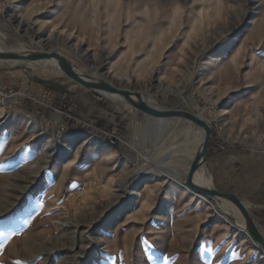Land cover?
Listing matches in <instances>:
<instances>
[{
  "label": "rangeland",
  "instance_id": "1",
  "mask_svg": "<svg viewBox=\"0 0 264 264\" xmlns=\"http://www.w3.org/2000/svg\"><path fill=\"white\" fill-rule=\"evenodd\" d=\"M0 47L57 52L202 119L212 132L197 171L219 192L231 193L215 175L264 166V0H0ZM102 93L47 63L0 67V264H264L233 210L168 176L192 125Z\"/></svg>",
  "mask_w": 264,
  "mask_h": 264
},
{
  "label": "water",
  "instance_id": "2",
  "mask_svg": "<svg viewBox=\"0 0 264 264\" xmlns=\"http://www.w3.org/2000/svg\"><path fill=\"white\" fill-rule=\"evenodd\" d=\"M50 59L55 60L62 73L76 85L86 89L107 92L120 96L136 111L151 118L162 119L176 117L201 128L204 131V141L200 152L194 156L190 164V168L184 182L185 188L194 194L204 196L208 200H214L216 202L223 200L232 204L239 211L244 221L245 231L248 233L251 240L259 245L264 251V237L257 229L253 219L248 213L247 207L242 203L239 197L236 194L219 192L212 187H202L196 184L193 180L194 172L204 165L205 160L208 157V147L212 132L211 128L202 119L182 110L155 109L148 105L139 93H132L130 91L118 89L107 82L94 79L89 75L84 74V76H81L69 62V60L57 52H0V60H12L24 63Z\"/></svg>",
  "mask_w": 264,
  "mask_h": 264
},
{
  "label": "bare ground",
  "instance_id": "3",
  "mask_svg": "<svg viewBox=\"0 0 264 264\" xmlns=\"http://www.w3.org/2000/svg\"><path fill=\"white\" fill-rule=\"evenodd\" d=\"M57 18H58L57 10H54L53 13L50 15V17L48 18L47 23L55 22L57 20ZM3 51L4 50H2L1 47H0V52H3ZM47 53H50V52H47ZM39 63H47L49 65H52V66H55V67L59 68L57 62L55 60H53V59H50V60H42V61H37V62H24V64L26 66H28V67L35 66V65H37ZM18 64H22V62H17V61H12V60H0V67H13V66L18 65ZM77 72L81 76L82 75L84 76V74L82 72H80L79 70H77ZM99 92H102V91H99ZM102 94H104V95H106L108 97H113V99L115 100V103H116V105H117V107L119 109H124V110H132L133 109V107L128 102H126L122 97H120V96H117V95H114V94H111V93H108L107 94V92H105V93L103 92ZM109 94L114 95V96H117V97L111 96ZM148 105H150L151 107H153L155 109H159V108L154 107L151 103H149ZM162 119H166V120H181V121H184V120H182L180 118H176V117H174V118H162ZM184 122H186V121H184ZM187 123H189V122H187ZM189 124L192 125L191 128L193 129V132H194L192 142L188 146H179L178 148H176V150L174 151V158L175 159L173 158L174 160L172 161L173 162V166L172 167L169 166L171 168V171L170 172L172 174H170V175H168L169 173L167 174L170 178H173L179 184H181V179H182V185L183 186H184V182H185L186 176H187L188 171H189V168H190V164H191L194 156L197 153L200 152V150L202 148L203 141H204V131L201 128L195 126L192 123H189ZM198 142H199V147H198ZM167 169H168V167H167ZM197 170L193 174V180H194V182L196 184L202 186V187L210 188L212 186V182H211L210 178H208L207 176L201 175ZM168 172H169V170H168ZM146 174H148L147 167H140L138 170H136V172L134 173V175L132 176V178L135 179V180H138V179H140L142 176H144ZM165 174H166V172H165ZM182 193L183 194H191L193 196H196L201 201L209 202L208 199H206L204 196L191 193L186 188H184L182 190ZM231 205H230V203L222 200V204L219 205L220 206V210L222 212H224V213H229L230 210H233V214L235 216V223L238 224L239 227L242 229L243 228V225H244V221H243V219L241 220L242 217L240 218L241 215H239L240 214L239 211L236 209L238 211V213H239L238 214L236 212V210L232 207L233 205L232 206ZM230 222L231 221H228V223H230ZM243 229L245 231V226H244ZM257 246H258L257 248L260 250L261 249L260 246L259 245H257Z\"/></svg>",
  "mask_w": 264,
  "mask_h": 264
},
{
  "label": "crops",
  "instance_id": "4",
  "mask_svg": "<svg viewBox=\"0 0 264 264\" xmlns=\"http://www.w3.org/2000/svg\"><path fill=\"white\" fill-rule=\"evenodd\" d=\"M242 161V160H240ZM214 171V165L211 166ZM264 166L258 163L253 169L252 174L240 173L235 175L233 181L229 182L216 177L215 181L220 190L231 192L244 198L253 208L251 216L255 223L259 224L264 221ZM231 175V174H229Z\"/></svg>",
  "mask_w": 264,
  "mask_h": 264
},
{
  "label": "built area",
  "instance_id": "5",
  "mask_svg": "<svg viewBox=\"0 0 264 264\" xmlns=\"http://www.w3.org/2000/svg\"><path fill=\"white\" fill-rule=\"evenodd\" d=\"M9 90V94L10 95H13V92H12V89H10L9 87H7ZM77 128V127H76ZM67 128H61V129H59V133H65V134H68V135H71V134H73L75 131L74 130H71V131H69V130H66Z\"/></svg>",
  "mask_w": 264,
  "mask_h": 264
}]
</instances>
